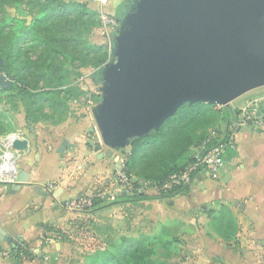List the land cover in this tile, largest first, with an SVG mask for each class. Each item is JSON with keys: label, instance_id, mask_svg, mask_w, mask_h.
<instances>
[{"label": "crops", "instance_id": "0c3cea01", "mask_svg": "<svg viewBox=\"0 0 264 264\" xmlns=\"http://www.w3.org/2000/svg\"><path fill=\"white\" fill-rule=\"evenodd\" d=\"M261 87L235 98L249 93L241 106L232 107L233 100L226 105L231 116L218 129L225 158L219 178L200 171L173 194L121 189L115 168L130 142L120 149L104 145L91 115L50 123L24 137L28 145L19 150L16 167L26 180L14 192L0 181V264H86L100 250L113 252L122 238L142 234H163L166 245L158 249L169 263L264 264V118L232 128L241 108L264 95ZM131 177L144 182L136 172ZM84 195L92 197L89 206H70ZM222 208L228 210L223 217ZM9 237L31 256L18 255Z\"/></svg>", "mask_w": 264, "mask_h": 264}, {"label": "water", "instance_id": "95a60500", "mask_svg": "<svg viewBox=\"0 0 264 264\" xmlns=\"http://www.w3.org/2000/svg\"><path fill=\"white\" fill-rule=\"evenodd\" d=\"M119 19L118 58L101 67V102L92 107L110 149L159 128L184 103L226 106L264 85V0H135ZM12 84L0 74V88ZM25 180L19 171L8 192Z\"/></svg>", "mask_w": 264, "mask_h": 264}, {"label": "trees", "instance_id": "16d2710c", "mask_svg": "<svg viewBox=\"0 0 264 264\" xmlns=\"http://www.w3.org/2000/svg\"><path fill=\"white\" fill-rule=\"evenodd\" d=\"M88 2V0L85 2L37 0L36 12L41 16L34 18L33 24L22 32L20 38L24 40L23 46L18 45L19 37L8 33L5 27L0 25V57L8 61L6 66L0 64V72L5 70L13 79L12 86L0 88V93L16 91L20 98L27 97L28 102L24 105L28 113L39 111L45 114L46 107L53 109L54 113L55 109L61 108L65 111L68 108L67 100L73 92L83 93V90L67 84V74L62 76L68 60L77 62L80 68L94 71L90 77L96 83L101 81V67L107 61L108 53L105 46L92 43L85 36V33L96 27L98 22L95 10L98 8H90ZM121 6L120 4L119 8ZM33 46L40 49L34 57L28 50ZM49 77L53 79L47 81L45 86L40 85V82ZM215 107L216 105L201 102L184 103L164 122L166 126L164 140L157 141L161 128L143 137L132 138L130 150L125 153L127 173L132 175L136 172L143 181L158 182L183 168L192 160L188 149L192 145H199L208 136L207 133L199 132L197 128L204 129L202 126L207 125L215 114L221 112ZM235 111L238 112L239 109ZM228 117H223L227 124L230 120ZM4 130V126L0 124V132ZM227 138L228 135L225 136V140ZM220 141L214 139L212 143ZM171 147L177 151L176 159L173 158L166 163L156 159L161 152ZM178 158L184 159V162L179 163ZM133 184L138 186L139 179L133 180ZM185 188L186 186L174 188L168 194ZM137 193L140 195L142 192ZM220 212V216L223 217L228 210L222 208ZM228 223L231 224L230 221ZM162 235L142 234L134 238H122L113 252L104 249L92 255L90 264H178L169 263L155 256V246L165 248ZM15 250L20 256H31L26 246H17Z\"/></svg>", "mask_w": 264, "mask_h": 264}, {"label": "rangeland", "instance_id": "374dc122", "mask_svg": "<svg viewBox=\"0 0 264 264\" xmlns=\"http://www.w3.org/2000/svg\"><path fill=\"white\" fill-rule=\"evenodd\" d=\"M78 1L85 2L86 0H78ZM88 1L90 2V3L88 2L90 8L95 9L98 7L96 3L94 4L91 0ZM134 1L135 0H108V3L105 5V9L108 8L109 11L112 10L111 14L116 18L118 22L117 25L112 29L103 26L99 18L98 9H95L97 11V15H96V19L98 20L97 26L92 28L90 32L85 33V36L90 42L102 44L103 46H105L108 53V59L104 64L115 63L118 58V54L115 53V45H116L115 43H116V36L120 28L119 18L126 13V12L124 13L123 10L120 13V10L123 7L121 6L119 8V5L125 4V6H127L126 11H128V9L130 10L131 5L134 3ZM36 2L37 0H0V25H3L8 33L15 34L16 37H19L18 45L20 46H23L24 43L23 38H20L22 32L33 24L34 18H39L41 16L36 12L37 10ZM29 43L30 42L27 43V46H29ZM28 50L30 52V55L34 57L37 54V52H39L40 49L39 47L33 46V47H29ZM7 63L8 61H6L4 57H0L1 66H6ZM64 68L66 71L64 72V74H62V76H66L67 74V84H71L74 87L83 90V93L73 92L70 95V98L67 100L68 108L65 111L61 108H58L59 110L55 109V112L53 113L52 111L53 109H49L46 107L44 109L45 110L44 111L45 114H44V113H40L39 111L35 113H28L24 105L25 103L28 102L26 96H24L26 98H20L16 93V91L1 92L0 93V113H1L0 124H2V126H4L5 129L3 132H0L1 136L10 133H18L22 137H28V136L31 137V135L33 136L37 134L38 129L46 128V126L50 123L56 124L59 122H63L67 118L76 120L78 118L90 117V115L93 117V110L91 106L96 102H101V95H98L100 91L99 89L95 88V86H97L98 83H96L94 79L90 77V74L94 71L91 70L89 71L87 69L80 68L77 62L73 63L70 62L69 60L67 61V64H65ZM0 74H4L8 79L13 81V79L10 78V76L6 73L5 70L1 71ZM52 79H53L52 77L46 78L45 81L40 82V85L45 86L46 82ZM260 90H262L263 93L264 87H261ZM248 94L249 93L245 94L244 96L236 100L234 99L231 103V106L234 108H237L236 106L239 105L241 106V104L244 103V98L248 96ZM215 108H217L221 112L215 114L214 118L210 120L209 123H207V125L204 124L202 126L204 127V129L201 130V128H197L199 132H204V134L207 133V135H209L213 133V131H215V129L218 127L221 129L224 128L226 122L223 119L225 118V116L226 117L231 116V111L227 108V106L218 107L217 104ZM212 109L214 110V107H212ZM155 130H159V138L157 139V141L162 139L164 140L165 139L164 134L166 132V126L164 125V123ZM90 135H94V134H90ZM88 137L91 138L90 136ZM196 147L195 145L194 146L192 145L188 149V151L191 153L193 152V150L196 149ZM177 157H178L177 151H175L171 147L167 151L161 152L159 156L156 157V159L157 160L160 159L162 162L166 163L169 160L172 161L173 158L176 159ZM178 160L179 163L183 162V160H180V158H178ZM80 233L81 234L79 235V237L82 238L85 233L84 232H80ZM70 241H72L70 242V244H73L74 242V245L80 242V240H73V239H70ZM158 248L159 247L155 246V256L158 258L167 259L164 258L166 257V254L164 256V251ZM170 253L171 254L167 255V257L172 258V256L175 254L173 253V251H170ZM83 257L85 258V256L82 255L78 259L75 258V260L81 261ZM90 263H91V258L86 259V264H90Z\"/></svg>", "mask_w": 264, "mask_h": 264}, {"label": "built area", "instance_id": "2783aa9c", "mask_svg": "<svg viewBox=\"0 0 264 264\" xmlns=\"http://www.w3.org/2000/svg\"><path fill=\"white\" fill-rule=\"evenodd\" d=\"M98 6L99 18L104 27L112 29L117 25L116 18L105 9L108 0H91ZM218 107L223 105H217ZM264 111V95L251 101L250 104L241 108V112L234 119L232 128L236 129L243 124L258 123L257 112ZM218 129L209 134L197 147L192 160L180 170L172 172L163 181H144L138 186L133 184V179L126 171L125 156L117 163L115 168L116 180L121 189L126 191L136 190L137 192H149L155 194L168 193L174 188L187 186L196 174L204 171L208 176L217 180L220 171L225 165L224 150L220 143H212L218 137ZM16 138H24L18 133L0 135V181L14 183L17 175L16 160L20 151L12 147V142ZM13 162V173L9 174V162ZM110 199L115 198V194L110 195ZM92 197L84 195L73 200L70 204L73 208H85L91 204Z\"/></svg>", "mask_w": 264, "mask_h": 264}, {"label": "bare ground", "instance_id": "6f19581e", "mask_svg": "<svg viewBox=\"0 0 264 264\" xmlns=\"http://www.w3.org/2000/svg\"><path fill=\"white\" fill-rule=\"evenodd\" d=\"M9 167H10V172H9V174H11L12 175V173H13V162H9Z\"/></svg>", "mask_w": 264, "mask_h": 264}, {"label": "flooded vegetation", "instance_id": "af4514ba", "mask_svg": "<svg viewBox=\"0 0 264 264\" xmlns=\"http://www.w3.org/2000/svg\"><path fill=\"white\" fill-rule=\"evenodd\" d=\"M122 9L120 10V13L122 12V10H123V12L125 13V12H127L126 11V9H127V6H125V4H122ZM129 10V9H128ZM118 14H119V12H118ZM123 14V13H122Z\"/></svg>", "mask_w": 264, "mask_h": 264}]
</instances>
